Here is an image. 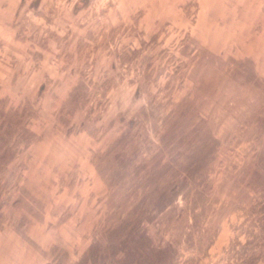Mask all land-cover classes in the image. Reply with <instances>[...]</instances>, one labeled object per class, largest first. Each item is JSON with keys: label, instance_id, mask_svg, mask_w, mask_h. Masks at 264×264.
Here are the masks:
<instances>
[{"label": "rangeland", "instance_id": "obj_1", "mask_svg": "<svg viewBox=\"0 0 264 264\" xmlns=\"http://www.w3.org/2000/svg\"><path fill=\"white\" fill-rule=\"evenodd\" d=\"M132 254L264 264V0H0V264Z\"/></svg>", "mask_w": 264, "mask_h": 264}, {"label": "trees", "instance_id": "obj_2", "mask_svg": "<svg viewBox=\"0 0 264 264\" xmlns=\"http://www.w3.org/2000/svg\"><path fill=\"white\" fill-rule=\"evenodd\" d=\"M140 257H141V255L139 254V259H137V258H136V255H135V254H132V255H131V264H132V262H134V259L137 260V263H138V264H142V263H140V260H141ZM83 263H84V261H81V262H80V264H83Z\"/></svg>", "mask_w": 264, "mask_h": 264}]
</instances>
